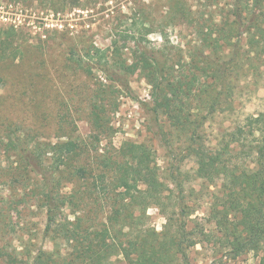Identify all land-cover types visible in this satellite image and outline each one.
Returning <instances> with one entry per match:
<instances>
[{"label": "trees", "instance_id": "trees-1", "mask_svg": "<svg viewBox=\"0 0 264 264\" xmlns=\"http://www.w3.org/2000/svg\"><path fill=\"white\" fill-rule=\"evenodd\" d=\"M49 1L56 6V0ZM72 1L79 5V0ZM232 1L233 20L220 24L212 19L205 29L196 25L192 7L183 1L175 3L179 18L197 30L198 43L187 52L170 44L165 28L160 31L163 46L150 47L147 35L154 32V21L150 20L133 21L131 31H117L106 48H89L85 53L77 46L70 50L71 63L105 78L106 82L100 81L102 92L120 86L131 92V59L152 84L149 110L163 144L171 148L176 137L183 143L180 161L194 157L198 177L210 184L216 177L222 180L209 195L206 221L214 225L210 229L205 221L192 217L195 209L187 203L183 190L176 192L159 176L152 151L144 144L128 142L112 156L100 154L98 147L84 149L83 142L73 138L58 142L54 154L71 156L75 161L72 178L87 184L84 191L73 188L68 197L47 192L42 200L47 211L45 231L67 238L75 250L68 253L71 262L116 264L112 256L119 255L127 264H193L190 248L212 242L221 257L233 259L255 251L264 264V113L248 116V128L237 125L225 133L224 143L221 141L216 150L205 144L201 133L218 111L232 106L240 72L247 75L250 68H258L256 60L264 63V0ZM59 4L57 9H64L68 2ZM173 11L168 9L169 17ZM94 56L96 63L91 62ZM96 92L89 121L99 142L107 133L110 117L106 97L98 89ZM92 198L106 205L104 218L100 217L99 204L88 208L84 202ZM64 205H72L76 215L62 224L57 212ZM151 206L165 218L160 231L148 224L146 212ZM3 255L0 248V257ZM33 264L57 262L52 254L39 251Z\"/></svg>", "mask_w": 264, "mask_h": 264}, {"label": "rangeland", "instance_id": "rangeland-1", "mask_svg": "<svg viewBox=\"0 0 264 264\" xmlns=\"http://www.w3.org/2000/svg\"><path fill=\"white\" fill-rule=\"evenodd\" d=\"M56 1L54 6L49 0H0V248L4 253L0 264H33L39 251L52 254L57 264H77L70 261L72 255L68 253L75 250L67 238L45 231L47 211L42 201L47 192L68 197L73 188L85 190L87 184L71 176L72 157L54 154V145L69 138L82 141L84 149L98 147L100 154L112 156L128 142L144 144L152 151L159 176L176 192L183 190L187 203L195 209L192 217L205 221L206 228H214L206 221L209 195L222 180L216 177L210 184L198 177L194 157L180 161L183 143L176 137L171 148L160 140L149 110L152 84L130 59L131 92L121 86L102 92L100 81L106 82L105 78L71 63L69 53L75 46L80 53L106 48L117 31H131L133 21L149 20L154 21V32L147 35L150 47L163 46L160 31L165 28L170 44L187 52L198 43L197 30L184 22L185 18H179L175 3L183 1L192 7L196 25L205 29L212 19L220 24L231 22L233 1L79 0V5L72 0ZM64 1L67 6L57 9ZM170 7L174 10L172 17L167 14ZM96 58L91 62L96 63ZM256 65L258 68H250L247 75L240 72L232 106L218 111L202 128L205 144L211 149L216 150L225 133L237 125L248 128V116L264 113V63L256 60ZM97 89L106 97L104 104L110 117L107 133L99 142L89 121ZM84 202L88 208L99 204L100 217L108 213L99 199ZM66 205L57 212L62 224L76 215L73 206ZM146 213L148 224L162 230L165 218L158 208L151 206ZM213 249L212 242L198 243L189 250L190 260L193 264H261L255 251L232 259L221 257ZM112 260L127 264L119 255H113Z\"/></svg>", "mask_w": 264, "mask_h": 264}, {"label": "built area", "instance_id": "built-area-1", "mask_svg": "<svg viewBox=\"0 0 264 264\" xmlns=\"http://www.w3.org/2000/svg\"><path fill=\"white\" fill-rule=\"evenodd\" d=\"M2 13V15H6V14H9V13H3V12H1Z\"/></svg>", "mask_w": 264, "mask_h": 264}]
</instances>
